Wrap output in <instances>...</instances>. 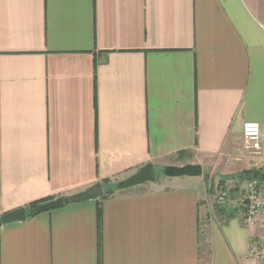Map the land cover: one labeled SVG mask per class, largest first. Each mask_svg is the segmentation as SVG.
<instances>
[{"label":"crops","instance_id":"0c3cea01","mask_svg":"<svg viewBox=\"0 0 264 264\" xmlns=\"http://www.w3.org/2000/svg\"><path fill=\"white\" fill-rule=\"evenodd\" d=\"M148 164L264 171V0H0V216ZM202 176L3 224L0 264H259Z\"/></svg>","mask_w":264,"mask_h":264},{"label":"water","instance_id":"95a60500","mask_svg":"<svg viewBox=\"0 0 264 264\" xmlns=\"http://www.w3.org/2000/svg\"><path fill=\"white\" fill-rule=\"evenodd\" d=\"M203 174L202 167L197 164H187L182 166H166L162 169V175L167 178H180V177H201ZM155 168L153 165L148 164L142 167L138 172L130 177L118 182L116 190H126L131 187L141 186L146 183L154 182L156 180ZM245 180H263V173H247L244 175ZM105 195V191L101 184H95L86 190L64 198H58L51 202L38 205L31 210V213H42L54 209L61 208L65 205L87 202L97 200ZM27 208H20L15 211L3 214L0 216V227L3 224L12 222H21L27 218Z\"/></svg>","mask_w":264,"mask_h":264},{"label":"built area","instance_id":"2783aa9c","mask_svg":"<svg viewBox=\"0 0 264 264\" xmlns=\"http://www.w3.org/2000/svg\"><path fill=\"white\" fill-rule=\"evenodd\" d=\"M242 139L246 149L259 151V124L254 122L245 123L242 128ZM240 202L243 224L246 227H254L259 217L264 214V180H245ZM248 256L259 264H264V235L250 240Z\"/></svg>","mask_w":264,"mask_h":264},{"label":"rangeland","instance_id":"374dc122","mask_svg":"<svg viewBox=\"0 0 264 264\" xmlns=\"http://www.w3.org/2000/svg\"><path fill=\"white\" fill-rule=\"evenodd\" d=\"M240 148L246 151L243 139L241 140ZM233 165H226V167L222 165H218L219 167H204V174L202 176L205 181L204 186L208 197L212 202V210L224 212L227 216L229 214L232 215L241 205L240 200L243 195L244 180L237 179V175L245 171L264 172L256 169L243 170L240 165ZM155 174L157 178L163 176L162 170L158 168L155 169Z\"/></svg>","mask_w":264,"mask_h":264},{"label":"trees","instance_id":"16d2710c","mask_svg":"<svg viewBox=\"0 0 264 264\" xmlns=\"http://www.w3.org/2000/svg\"><path fill=\"white\" fill-rule=\"evenodd\" d=\"M247 173L254 174V173H261V172L260 171H246V172H243V173L237 175V179L245 181L244 175L247 174ZM262 173L264 174V172H262ZM108 184H109L108 180L102 181V186L103 187H108ZM104 189H105L104 190L105 191L104 198L113 195L117 191L114 185H112L111 187L109 185L108 188H104ZM43 202H45V201L34 202L31 205H29L27 207L28 208L27 217H32V216L36 215V213H31V210L34 209L35 207H37L39 204H41ZM99 219H100V212L98 211V222H99Z\"/></svg>","mask_w":264,"mask_h":264}]
</instances>
